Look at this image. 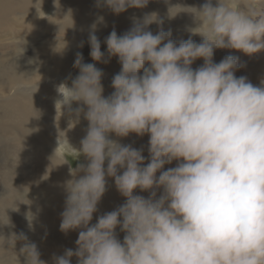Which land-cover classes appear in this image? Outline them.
<instances>
[{
    "label": "clouds",
    "instance_id": "obj_1",
    "mask_svg": "<svg viewBox=\"0 0 264 264\" xmlns=\"http://www.w3.org/2000/svg\"><path fill=\"white\" fill-rule=\"evenodd\" d=\"M148 3L96 0V7L119 15ZM181 9L194 14L198 26L190 31L201 42L177 43L157 13H146L133 16L123 34L109 33L107 58L96 35L105 24L98 15L87 41L93 63L77 52L78 74L69 77L70 84L57 86L60 115L67 110L75 117L71 127L81 114L88 122L75 149L87 162L72 168L63 185L60 231L79 230L75 249L53 254L51 264H71L73 258L76 264H264V80L257 86L237 77L239 57L213 61L215 49L246 55L264 50V0H216L215 5L205 0L199 9ZM175 14L169 11L170 17ZM152 24L155 33L149 30ZM66 48L63 41L55 50ZM113 56L121 69L105 96L104 73L96 63ZM198 59L203 64L193 69ZM36 91L37 85L31 96ZM130 133L148 135L147 163L142 148L111 138ZM173 161L176 165L164 170ZM107 178L125 201L91 224ZM0 201L6 204L3 197ZM14 201L21 200L0 204V264H48L36 242L2 230L14 227L6 212L18 210ZM35 218L31 210L25 213L30 230Z\"/></svg>",
    "mask_w": 264,
    "mask_h": 264
},
{
    "label": "bare ground",
    "instance_id": "obj_2",
    "mask_svg": "<svg viewBox=\"0 0 264 264\" xmlns=\"http://www.w3.org/2000/svg\"><path fill=\"white\" fill-rule=\"evenodd\" d=\"M191 1L192 0H189L188 2L184 3V0H149L147 6L143 9L129 8L127 11L119 15H114L107 8H97L96 0H40V2L39 0H0V38L6 35H13L19 32H27L29 35L34 34V36L36 34L35 32H38L39 35L40 34L42 35L46 33V29L50 31L52 35L55 36L53 38H48V39L44 38L45 39L44 43H42L44 47H48V46L51 47V54L48 57V59L45 61V64H47L48 61L52 59V67L45 69L42 72L43 74H36L38 71L35 72L33 70H27V69H26L27 71L26 70L24 71V69L22 70V68H18V71L14 68L15 71L10 70L6 73H4L5 72L4 71L3 74H0V121L3 122L0 125V139L6 141L11 135L10 137L11 146L8 147L7 146L8 143H0V148H4L3 151L6 150L8 154H11L15 158L26 159V157L33 156L30 158L34 159V166H35L34 168H36L34 172H27V173L24 172L25 173L24 178H22V180L20 181L14 180V177H12L7 173L6 175L0 173V178H2L6 183L4 185L5 187L3 186L5 188L4 189L5 192H2V194L0 195V197H4V200L6 201L5 205L11 206V202L13 200L16 199L21 200V201H14L15 207L16 209H18L17 213H15L14 215L15 217L20 218V214L22 212L23 214H25L27 211L31 210V212H33L36 216L35 220L33 221V224L36 227V229H38V231L42 224H45V226H43L45 228L46 226H48L47 228L52 229V225L53 227L54 225H56L55 227L60 228L61 218H59L57 215L56 218L55 215L50 214L49 211L51 209H57L60 211L59 213L63 211L64 199H65V192L63 185L65 181L71 178L70 169L69 166L66 164V162H64L65 165L62 164L63 158L60 157L61 156L60 153L58 152L57 149H55L54 155L52 157V164H50L52 169L51 172H53L52 174L53 177L50 179V183H47V181H43V177L46 176V174L45 176H43V170L46 169V165H45L46 158L44 156V152L48 151V149L44 150L42 148L43 147L42 141L45 138L44 137L45 132H43V130L41 131L40 123L36 121L34 118L36 110L37 111L42 110V108L40 107L42 106L45 107V105H48L49 107H52V112H53L52 115L54 119L53 122L57 123L58 125H60L61 122L62 123L67 122L66 123L67 126L71 127V125H69L70 121H68L67 119L69 118L68 117L69 113L67 112V110H64L63 114L60 115L59 105L57 104L56 106V102L61 98L57 91V85L55 88V85L53 84L54 79L51 80V78H47L46 75L49 71L52 70L55 72L60 69L62 70L63 68L68 69V67H70L71 64L72 65L74 64L76 53L78 51L73 52V55H69L68 50L71 49V47L69 48L67 47L66 53L62 55L61 53H58L56 51L58 49L55 50L56 46L60 45L59 44L60 42L63 41L68 42V40L71 41L74 46H77L75 44L80 45L81 42H83V46L89 45L87 42L89 27L95 21L98 15L103 16L105 21V24L98 26L99 29L98 31H100V35L98 37L101 42H104L105 38L109 35V33L113 29H115L118 35L126 32L132 26L131 18L133 16L140 18L143 17L144 14L152 13V12L157 13L160 19L162 17V19L165 20L162 24V27L174 23L171 19L175 16V21H177L179 24H182L183 30L186 32V26L184 24L186 14L183 11V9H181L182 8L181 6L186 5ZM98 11H100V13H98ZM169 11L171 12V14H175V13L176 14L170 17ZM71 20L73 21V24ZM54 21L56 22V24L54 23V28L51 29L50 24L47 25V23ZM43 25H47V27H44ZM155 28H157L156 24H152L149 26V30H151L152 32H154ZM54 32L57 33L62 32V36L58 37L55 34H53ZM185 32L183 33L185 34ZM63 34L66 35L64 39H62ZM171 34H172L171 38L176 37V35L179 36L180 38L181 35V34L179 35L178 32H171ZM186 36L184 35L183 38H185ZM180 40H182V38H180ZM42 45L39 44V46ZM231 52L234 53L236 57H239V62H243V60H245L246 63V68L243 66L240 67L235 74L242 73L246 77L247 75L251 74L254 80L257 79L261 81L264 80V64H263L264 59L262 58L264 56L263 55L264 52L262 54L259 52H257V54L254 53L250 56V58H248L247 55H243L242 52L237 50L231 49ZM80 53L83 54V59L85 61L86 60L84 58L85 54L81 51ZM65 58H67V61ZM116 59L117 57L115 58L113 57L110 59V61L111 60L116 61ZM116 62L119 63L118 61ZM16 64H18V62H16ZM111 64L114 63H96V67L102 69L104 73L102 77V85L104 88L103 94L105 96L110 95L113 91L108 79L112 78L121 69V67L114 66ZM249 64L251 66H249ZM34 69H36V67H34ZM106 69H108L109 71L107 72ZM71 70L68 71L69 75L70 73L73 72V71L70 72ZM39 80L40 81L44 80L47 82L43 83L44 84L43 87H37V91L33 93L34 96L39 101L38 105L40 106H37L34 104V101H32L33 99L31 98L30 95H28L27 92L28 90L32 92L35 91V86L39 85L40 82ZM56 80L57 79L54 80L55 84H57ZM33 84H35L34 87ZM36 116H38V114ZM72 119H75V117H73ZM50 122H52V120ZM4 123H6V125L9 126H5ZM74 125L78 127V130L81 132L82 136L84 137L86 135L88 122L87 120L84 119L83 114H81V116L79 117V121ZM33 129H35V131H33ZM71 129L73 131V134L76 135L77 131L73 129V126L71 127ZM74 135L73 137H76ZM22 137L23 139L21 141V150L19 151L20 140ZM58 137L60 138V135ZM111 138L119 139L121 141L130 140V145L137 149L142 148L146 150L148 148V140H149L148 135L137 136L134 133H130L127 137L124 138H117L114 135L111 136ZM56 141L58 140L56 139ZM147 151L146 153H148ZM0 162L2 161L0 160ZM58 164H62V165H58ZM43 165L44 167H41ZM175 165L176 162L173 161L172 164L166 165L165 166L166 168L164 167V170H167L168 167H174ZM2 167L0 168L1 169L5 168ZM4 170H6V168ZM134 194L142 195L145 197L148 196L147 192H140L139 190H136ZM25 199L30 201L31 203L30 204L23 203L22 201H24ZM124 201L125 198L116 190L113 179L107 178V190L102 196L100 204L97 206V212L93 214V219L90 223L94 224L98 216L114 210L115 208L123 204ZM0 204H4L3 201H0ZM9 210L13 211V209L11 208H9ZM18 224H20V222ZM26 226L28 225L26 224ZM8 230L6 229V231ZM78 231L79 230L69 231L65 236L66 237L72 236L74 237L73 238L74 240H77ZM117 234L121 235L120 237L121 239H123L124 234L122 235V233L120 232H117ZM40 241L38 240L36 241V243L41 252V258L43 259V250L45 248L46 243L44 244V242H40Z\"/></svg>",
    "mask_w": 264,
    "mask_h": 264
},
{
    "label": "rangeland",
    "instance_id": "obj_3",
    "mask_svg": "<svg viewBox=\"0 0 264 264\" xmlns=\"http://www.w3.org/2000/svg\"><path fill=\"white\" fill-rule=\"evenodd\" d=\"M188 1L189 0H184V3L188 2ZM212 2L215 5L216 0H212ZM204 3H205V0H192L190 3H187L186 5H182L181 7L182 8L195 7L197 9H199ZM241 6H243V5H240L239 7L241 9H243L244 6L243 7H241ZM94 11H95V8H94ZM98 13H100V11H98ZM185 14L186 15H185L184 24L186 26V32L183 30L182 24H179L177 21H175V16L171 19L174 23H172L170 25L163 26L162 27L163 30H165V31L171 30V32H178L179 35L181 34L180 35V38H182V40L183 39L184 40H187V39L191 38L193 41H195L197 43L201 42L202 37L200 35H198V34H193L190 31V29H194V28H196L198 26V21L196 20L194 14L188 13V12H185ZM191 16H192V18H191ZM161 19H162V17H161ZM162 20H163V22L165 21L164 19H162ZM54 23L56 24V22L54 21V22L47 23V25L50 24L51 29H53L54 28ZM47 25H43V26L44 27H47ZM40 27H42V26H40ZM177 30H179V31H177ZM155 31H157V28H155V30H154L153 33H155ZM183 32H185V34ZM35 33L36 34L34 36V34L29 35L27 32H19V33H15L13 35H6V36L0 38V44H1L0 45V74H3L4 71H5L4 73H6V72H8L10 70H14L15 71V69L18 71V68H22V70L24 69V71L26 69L27 70H33L35 72L38 71L36 74H43L42 72L45 69H47L49 67H52V59H50L48 61V63L45 64V61L48 59V57L51 54V47L50 46L44 47L42 45V43H44V40L45 39L53 38L55 36L52 35L51 32L48 31L47 29H46V33L45 34H42V35L40 34L39 35L38 32H35ZM53 34H55L58 37L62 36V32H58V33L57 32H54ZM96 35L99 36L100 35V31H98L96 33ZM184 35L185 36L187 35V36L185 38H183ZM20 37L23 39L24 43L18 45V43H20ZM65 37H66V35L63 34V38L62 39H64ZM180 38H179V36L176 35V37H174L172 39L175 40L177 43H179V41H181ZM65 42H67V41H65ZM39 44H41L42 46H39ZM59 44L60 45L56 46L55 49H59L60 46H61V44H62V42H60ZM75 45H77V46H74L73 43L68 40L67 47L68 48L71 47V49L68 50V54L69 55H73V52H75V51L80 52L81 51V52H83L85 54V57L84 58L87 60V61L85 60L84 62L85 63H92L93 61L91 60V57L89 55V53H90V46L89 45H86V46L84 45L83 47H80L79 44H75ZM85 47H87V48H85ZM18 48L21 49L20 52H19V49ZM66 49L61 53L62 55H64L66 53ZM101 51L105 52V57H106L107 56V52H106V45L104 44V42H101ZM263 52H264V50H261V52L259 51V53H261V54ZM242 54L243 55H246L243 52H242ZM255 54H257V53H255ZM215 55H218V56H215ZM228 55L235 56V54L231 52V49H227V48H223V49H219V50L218 49H215L214 56H213V61L216 62V60H217L216 63H218L225 56H228ZM263 55H264V53H263ZM25 56H26V58H25ZM250 56L251 55H247L248 58H250ZM262 58L264 59V56ZM21 59H24V60H21ZM65 59L67 61V58H65ZM20 61H23V62H20ZM116 61H118V59H116ZM116 61L115 60H111V61L109 60L107 63H114V64H111V65L121 67V65L119 63H117ZM16 62H18V64H16ZM202 64H203V60L198 59V60H196L193 63L192 68H194V69L195 68H198ZM240 64L243 67L246 68L245 60H243V62H240ZM249 66H251V65L249 64ZM34 67H36V69H34ZM71 68H72V70H71ZM69 70H71L70 72L73 71L72 73H70V75L68 73ZM52 71H49L47 73L46 77L47 78H51V80L57 79L56 80L57 84H55V81L53 80V84L55 85V88H56V85L58 86L62 82H67V83L70 84L71 83V80L69 79V77L74 78L78 74V69L74 68L72 64L70 65V67H68V69L67 68H63L62 70L61 69L58 70V71H61V72H58V71H55L54 72L53 71L54 72L53 73ZM106 71L108 72L109 70L106 69ZM242 72H243V70H242ZM56 74H58V75H56ZM64 75H66V76H64ZM235 75L237 77H239V76H245L242 73L235 74ZM63 76H64V78H63ZM247 78H248V80L251 83H253L254 85H257V86L261 82V80H258L257 78H256L257 80H254L252 78L251 74L247 75ZM108 80H109V83L111 85L112 78H110ZM46 82L47 81H44V80L40 81L39 82V85L37 87H43L44 86L43 83H46ZM34 85L35 84H33V87H34ZM25 88H28V87H25ZM27 93H28V95L31 96L32 91L28 90ZM31 98L33 99L32 101H34V104L35 105L40 106V105H38L39 104V101L34 96V94H32ZM47 106L48 105H45V107L44 106L40 107V108H42V110H38V111L36 110L37 113L35 112L34 118H35L36 121H38L40 123V125H41V131L43 130V132H45L44 133L45 134L44 135L45 138L42 141V143H43L42 144V146H43L42 148L44 150H47L48 149V151H45L44 152V156L46 158L45 159L46 169H44L45 171L43 170V176H45V174H46V176L43 177V181H47V183H50V179L53 177L52 176L53 172H51L52 169H51V165L50 164H51L52 156L54 155L55 149L58 150V152L61 155L60 157L63 158V160H62L63 163L66 162V164L69 166L70 171H71L72 168H75L77 164L86 163L87 161H86V159H85V157L83 155H80L79 156L78 152L76 151V150H79L80 149V141L83 139V136H82L81 132L78 130V127L76 125L73 126V129L77 131L76 132V135H74L71 127L70 126H67V124H66L67 122L66 123L65 122H63V123L61 122L60 125H58L57 123L53 122L54 119H53V115H52L53 114L52 107H49V106L47 107ZM72 107L75 108V107H77V105L76 104H73ZM54 113H55V110H54ZM37 114H38V116H36ZM68 117H69V118H67L68 121H70L73 118V116H70V114H68ZM51 120H52V122H50ZM2 123L3 122L0 121V125ZM4 124H5V126H9V125H6V123H4ZM67 130H68V132H67ZM64 131H65V133H64ZM68 133H69V135H68ZM72 134L74 136H76V137H73ZM59 135H60V138L58 137ZM10 137H11V135H10ZM10 137L6 141H4L3 139H0V143H8L7 146L10 147L11 146V144H10V142H11L10 141ZM55 138L58 141H56ZM72 140H73V142H72ZM119 142L120 143H123V144H130V140H128V141L127 140L126 141L119 140ZM44 143H45V145H44ZM2 147H5V146H2ZM147 149L146 150L143 149V152H142V154H145L144 155L145 158H146L145 159V163L148 162V159L147 158L149 156V153H146ZM3 150H4V148H0V160L2 161V162H0V167L3 166L2 168L5 167L6 170H4L5 168L4 169H1L0 168V173L1 174L6 175V173H7V174L11 175L12 177H14V180L20 181V180H22V178H24L25 173H27V172H34V170L36 169V168H34L35 167L34 166V159L33 158H30V157H33V156H30V154H29L30 157H26V159H20V158H15L11 154H8L6 152V150L5 151H3ZM4 159H6V160H4ZM31 159H33V160H31ZM3 162H5V163H3ZM41 167H44V165L41 166ZM22 169H24V170H22ZM48 174H49V176H48ZM20 175H21V177H20ZM18 176H19V178H18ZM5 184H6L5 181L2 178H0V195L2 194V192H5L4 191V189H5L4 188L5 187L4 185ZM18 184H20V183H18ZM99 204H100V202H99ZM3 206H6V205L3 204ZM51 210L49 211L50 214L55 215L56 218H57V216L59 218H61V215H59V214H61V213H59L60 212L59 210H57V209H51ZM0 211H2V207H0ZM6 212H7V215L10 217L11 222L14 225V227H13V229L11 228L9 230H8L7 227H5L2 230L4 232H6V233L8 231H13V232H15L17 234L23 233L31 241L36 242L38 240L39 241L41 240L40 242H44V244L46 243L45 248L43 250V259L45 261H47L48 264H51V257L53 256V254H55V255H62L64 249H66V248L75 249V246H76L75 245V241L76 240L73 239L74 237H72V236L71 237H66L65 236L66 234L63 233V232H61L59 227H55L56 225H54V227L52 225V229H50V228H47L48 226H46V228L43 227V226H45V224H42L40 226V228H39V231H38V229H36L35 226H34V230H29L28 229L29 227L26 226V224L28 225V222L26 221L25 214H23V212L20 214V218L14 216L15 213H17V210H13L12 211V210L7 209ZM19 222H20V224H18ZM6 229L8 231H6ZM54 231H56V232H54ZM116 232H120L119 228L116 229ZM120 233H122V232H120ZM123 234L124 233H122V235ZM120 236L121 235L118 234V238L120 240H122ZM17 244L18 245H17L16 248H17V251H18V249L21 246V244H20V242H18ZM20 259H21V261H23V257H21ZM71 264H76V259L75 258L72 259Z\"/></svg>",
    "mask_w": 264,
    "mask_h": 264
}]
</instances>
